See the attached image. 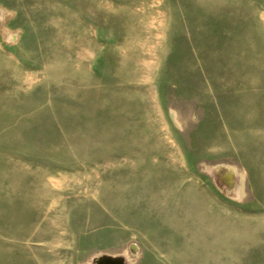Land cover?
<instances>
[{
    "label": "rangeland",
    "instance_id": "374dc122",
    "mask_svg": "<svg viewBox=\"0 0 264 264\" xmlns=\"http://www.w3.org/2000/svg\"><path fill=\"white\" fill-rule=\"evenodd\" d=\"M87 1L0 0V243L8 252L0 264H31L22 258L27 253L37 261L33 264H171L165 242L161 251L150 243L159 232L176 237L170 224L147 214H121V192L144 187L147 178L119 186L123 164L104 163L122 154L126 141L119 122L135 107L103 101L105 79L115 77L106 48L119 39L116 25L90 12ZM155 2L154 10L164 23L171 20L172 31L162 42L163 55L151 57L145 93L160 123L148 131L143 123L129 128L143 135L165 133L186 180L219 210L264 214V136L239 135L234 127L241 94L252 98L256 122L264 126L262 94L243 90L240 83L225 91L212 76L264 72V0H228V10L194 0ZM84 32L100 46L94 56L77 45ZM59 56L78 74L52 75L48 66ZM4 60L21 81L12 78ZM121 85L129 89L131 82ZM131 116L140 118L134 111ZM229 166L237 169L232 185L224 176ZM43 189L51 190L47 197ZM41 202L46 212L49 206L53 211L41 214ZM48 219L57 229L45 226ZM132 220L135 226L128 224ZM263 232L264 227L233 264H264Z\"/></svg>",
    "mask_w": 264,
    "mask_h": 264
},
{
    "label": "bare ground",
    "instance_id": "6f19581e",
    "mask_svg": "<svg viewBox=\"0 0 264 264\" xmlns=\"http://www.w3.org/2000/svg\"><path fill=\"white\" fill-rule=\"evenodd\" d=\"M155 1H87V8L90 12H95L108 23L116 25L114 34L119 39L117 44L112 42L113 44L106 48V55L113 60L108 65V70L112 71L115 77L105 79L103 101L110 105L113 102L129 105L133 103L135 107V109L128 110L127 115L119 122L123 129L121 136L126 141L122 154L113 158L106 157L104 163L113 168L118 167L119 163L123 164L125 170L118 174L120 175L119 186L136 184L147 178L144 187L126 188L121 192L123 193L119 198L121 214L130 215L133 212L142 214V216L147 214L170 224V231L173 230L176 237L170 235L171 237L166 238L159 232L152 240L150 239V243L159 251L162 250L161 242H165L163 245L168 252L166 255L169 263L219 264V261L224 260L223 264H233L237 257L251 250L253 238L260 234L264 227V214L258 213L257 216L250 217L238 215L241 212L232 214L219 210L197 184L186 180L183 167L179 163L180 159L165 133L153 131L143 135L141 131L133 132L129 128L130 125L137 126L143 123L145 124L143 129L148 131L160 123L159 118L157 120L153 118L154 105L148 101L145 93H148L150 89L149 75L153 69L151 57L163 55L162 42H165L172 31L168 30L171 20L164 23L159 18V13L154 10L153 3H157ZM194 2L198 6L208 8L210 6L218 8L225 6L226 10L231 8L227 4L228 0H194ZM251 37L252 35L248 37L247 42H244V49H248V45L251 44ZM77 45L85 46L92 56L100 49V46L98 47L88 39L86 32H84V39L79 40ZM66 60L67 58L60 56L53 58L48 66L50 73L54 76L74 77L76 73L74 65L67 63ZM4 61V64L11 67L9 62ZM77 62L80 64L78 60ZM77 69L80 70V66ZM212 76L215 81H219L225 91H233L237 83H240L243 90H260L263 100L260 106H264V72L227 71L225 73L214 72ZM12 78L21 81L19 73L14 68H12ZM123 80L131 82L130 91L121 85ZM77 93L79 90L76 91ZM239 99L242 102L239 104L241 110L235 115V133L257 138L264 136V126L256 122L255 104L252 98L241 94ZM133 111L137 112L142 121L140 118L136 119L131 116ZM173 116L177 123L176 114L173 113ZM221 168L222 165L217 166L218 170ZM94 173L97 175L96 172ZM236 174L237 169L229 166V172L224 174L229 184L232 185L235 182ZM50 192L51 190L43 189L42 196L47 197ZM240 192L241 196L246 195L244 176ZM46 205L45 202L40 203L41 214L43 211L46 214L53 211L49 206L46 212ZM45 223L48 228L57 229L58 227V223L51 219ZM128 224L135 226L136 222L132 220ZM141 226L145 229L149 227L145 223ZM39 236L42 238L43 235L39 234ZM21 237L30 240L28 234H23ZM5 248L6 244L0 243V258L8 255ZM22 258L31 264L37 262L28 253L23 254Z\"/></svg>",
    "mask_w": 264,
    "mask_h": 264
}]
</instances>
